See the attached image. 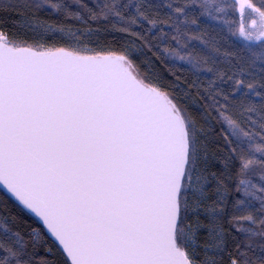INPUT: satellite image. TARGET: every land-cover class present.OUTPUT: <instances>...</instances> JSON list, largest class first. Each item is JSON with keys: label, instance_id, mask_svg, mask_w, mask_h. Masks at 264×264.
Listing matches in <instances>:
<instances>
[{"label": "snow or ice", "instance_id": "snow-or-ice-1", "mask_svg": "<svg viewBox=\"0 0 264 264\" xmlns=\"http://www.w3.org/2000/svg\"><path fill=\"white\" fill-rule=\"evenodd\" d=\"M46 4L85 38L119 33L124 54L42 50L64 28L36 16L15 25L31 42L0 28V187L19 206L0 204V264H264V0H15L0 13ZM217 13L229 49L199 23ZM153 57L197 79L165 89ZM26 212L39 225L21 228Z\"/></svg>", "mask_w": 264, "mask_h": 264}, {"label": "trees", "instance_id": "trees-1", "mask_svg": "<svg viewBox=\"0 0 264 264\" xmlns=\"http://www.w3.org/2000/svg\"><path fill=\"white\" fill-rule=\"evenodd\" d=\"M21 2H23V0H21ZM52 2H56V0H52ZM159 2L160 0H157V3ZM8 3H15V0H0V5ZM220 3L222 5H227L228 3H230V0H220ZM23 15H27L28 17L36 16L41 18L42 21H47L49 24H56L64 28L63 33L56 32L55 30H53V34L48 35L47 42L42 45L43 49L50 48L53 50L60 47L67 48L70 44L68 40L69 36H67L68 33L71 36H73L72 33H75L74 37H76V39L78 38V40H80L84 46L98 50L100 53L124 54L121 51V42L123 38L119 33H111L106 35L105 33L100 32L97 35H92L88 38H85L83 35H81V32L83 31V26L79 22L74 21L72 19L65 20L62 14L54 13L53 9L47 4L42 10L26 9L25 12L22 13H16L12 11L0 13V28H3L8 34L21 35L29 42H31V40L33 39V34L31 32H26L15 27L19 16ZM217 15L220 17V19L217 21H212L206 17H201L199 23L208 27L209 31L212 32V35H216V33L219 32L220 36L223 37V40L221 41L223 48L229 49L230 45L236 44V40L235 38H231L228 36L227 27L221 22L222 19L225 18L224 13H217ZM228 18L231 17L229 16ZM92 27L95 28L96 25L93 24ZM145 27H148V25L145 24ZM213 29H215V31H212ZM247 43H250L254 47L258 48L261 42L251 41ZM197 47L199 48L200 45L198 44ZM148 55L152 56V53H148ZM132 58L137 63H139L141 59L139 53L135 54ZM153 60L155 62V67L158 70V74L161 76L160 84H162L165 89L168 88V85L170 83H173L175 81L176 77H179L180 80L184 82L193 81L197 79V74H194L191 66L185 61H180L178 59H173L170 57H165L163 63L158 60H155V57H153ZM141 67H143V65H141ZM169 69H171V71H169ZM172 73H174L175 76H173ZM198 75H200L201 79L204 80V82L206 83L207 77L210 74L199 73ZM188 106L190 111L196 113L197 115L200 114V110L196 105L189 102ZM220 167L221 165L216 163L215 161L210 164V170L212 171H218ZM5 198L7 199L9 211L15 213L17 211V207L19 206L8 196H6L2 190H0V204L5 201ZM23 219L25 222L20 224L21 228H26L28 225H31L33 223L39 225L38 220L27 213H25ZM13 227H16V225H13Z\"/></svg>", "mask_w": 264, "mask_h": 264}, {"label": "rangeland", "instance_id": "rangeland-1", "mask_svg": "<svg viewBox=\"0 0 264 264\" xmlns=\"http://www.w3.org/2000/svg\"><path fill=\"white\" fill-rule=\"evenodd\" d=\"M67 36H69L68 40H69L70 44L65 49H68L70 51H74L80 55H87V56H97V55H102V54H110V53H100L98 50L91 49L87 46H84L81 43V41L78 40V38L76 39V37L71 36L69 33ZM42 50H47V49L42 48ZM53 50H55V49H53Z\"/></svg>", "mask_w": 264, "mask_h": 264}, {"label": "water", "instance_id": "water-1", "mask_svg": "<svg viewBox=\"0 0 264 264\" xmlns=\"http://www.w3.org/2000/svg\"><path fill=\"white\" fill-rule=\"evenodd\" d=\"M66 50H68V49H66ZM69 51H70V50H69ZM78 55H80V54H78ZM109 55H122V54H121V53H120V54H119V53H115V54L110 53V54H102V55H97V56H109ZM83 56H87V55H83ZM0 190H2L6 196H8L11 200H13V201L18 205V202L15 201V199H14L13 197H11V195H10L9 193H7L6 190H4L2 187H0ZM26 213H27V212H26ZM27 214H29L30 216L34 217V216H33L32 214H30V213H27ZM34 218L37 219L36 217H34ZM37 220H38V219H37ZM38 222H39V221H38Z\"/></svg>", "mask_w": 264, "mask_h": 264}]
</instances>
